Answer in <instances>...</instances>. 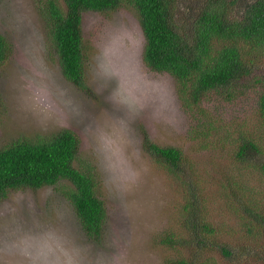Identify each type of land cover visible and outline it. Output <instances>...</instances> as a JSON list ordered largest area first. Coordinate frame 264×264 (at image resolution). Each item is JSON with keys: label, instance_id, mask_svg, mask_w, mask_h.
Segmentation results:
<instances>
[{"label": "rangeland", "instance_id": "374dc122", "mask_svg": "<svg viewBox=\"0 0 264 264\" xmlns=\"http://www.w3.org/2000/svg\"><path fill=\"white\" fill-rule=\"evenodd\" d=\"M39 5V0H0V33L13 48L9 61L0 65V148L65 128L76 131L81 138L77 165L92 164L98 173V192L107 207L105 238L95 242L85 234L63 194L68 181L16 190L0 202V264H165L179 253L159 238L178 227L177 215L190 195L200 204L204 199L208 220L224 228L219 241L234 252L227 258L212 250L209 264H264V229L250 236L233 215L234 207L242 206L240 196L264 193V174L238 161L227 139L247 126L264 137L257 112L261 86L255 81L264 76V47L253 53L254 72L233 87L231 100L219 92L204 97L205 109L229 129L214 138L222 154L217 145L204 148L203 139H193L199 122L182 105L175 76L147 65L146 39L133 8L84 13L85 91L65 76ZM199 6V0H180V21L190 19ZM144 129L160 145L182 149L188 181L200 168H227L224 178L213 175L225 183L227 177L231 184L235 179L238 189L229 193L231 199L217 196L213 179L207 180L205 196L194 181L175 180L145 151ZM256 158L259 167L264 155ZM183 255L190 257L191 251Z\"/></svg>", "mask_w": 264, "mask_h": 264}, {"label": "trees", "instance_id": "16d2710c", "mask_svg": "<svg viewBox=\"0 0 264 264\" xmlns=\"http://www.w3.org/2000/svg\"><path fill=\"white\" fill-rule=\"evenodd\" d=\"M199 1L198 10L183 22L178 16L180 0H39V11L65 76L87 91L84 13L109 12L122 6L133 8L146 39L144 60L147 65L175 76L182 105L193 112L199 122L191 132L194 133L193 139H203L204 148L215 150L217 145L223 154V147H218L214 138L229 129L224 120L205 109L203 105L208 98L204 97L219 92L231 100L234 97L231 93L233 87L254 72L252 55L255 50L264 47V0ZM217 40L222 41L219 47ZM12 52V44L0 33V65L9 61ZM255 81L261 86L257 112L264 121V76L257 77ZM247 128L232 140L230 137L227 139L232 143L238 161L257 167L264 174V158L259 167L256 158L264 155V137L257 136L251 127ZM143 136L145 151L165 166L179 183L195 182L203 191L202 196L210 189L208 179H213V184H216L219 198L231 199L229 193L238 189L233 185L235 179L231 184L227 177L225 180L229 182L225 183L213 175L217 173L224 178L228 174L227 168H200L194 178L189 175V181L186 180L187 159L182 149L160 145L151 139L145 129ZM224 143L229 142L225 140ZM80 150L81 138L69 128L40 140L20 139L1 147L0 202L16 190L40 189L68 181L63 194L71 202L85 234L95 242H103L107 207L98 192L99 179L95 166L77 165ZM238 201H242L241 207L232 206L233 215L241 221V229L250 236L264 229V193L243 195ZM215 204L222 207V202ZM241 209H245L249 216L242 214ZM208 210L204 199L200 204L191 195L186 196L177 215L178 227L159 238L163 245L179 253L178 258L165 264H209L214 258V253L210 254L212 250L221 252L227 258L234 256L229 244L219 241V237L223 241L221 231L224 228L208 220ZM187 251H191L190 257L183 255Z\"/></svg>", "mask_w": 264, "mask_h": 264}]
</instances>
